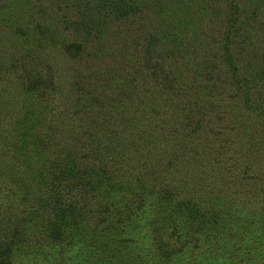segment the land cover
Returning <instances> with one entry per match:
<instances>
[{"label":"rangeland","instance_id":"374dc122","mask_svg":"<svg viewBox=\"0 0 264 264\" xmlns=\"http://www.w3.org/2000/svg\"><path fill=\"white\" fill-rule=\"evenodd\" d=\"M120 2L138 12L115 18ZM54 4L0 0V264H77L96 246L107 256L111 236L94 233L89 212L105 208L108 223L128 200L140 218L117 230L137 255L158 216L163 234L185 229L172 264H264V0ZM35 77L43 83H27ZM239 86L247 109L234 103ZM170 173L163 199L155 187ZM203 180L235 209L203 198ZM238 214L246 232H225Z\"/></svg>","mask_w":264,"mask_h":264},{"label":"trees","instance_id":"16d2710c","mask_svg":"<svg viewBox=\"0 0 264 264\" xmlns=\"http://www.w3.org/2000/svg\"><path fill=\"white\" fill-rule=\"evenodd\" d=\"M53 1L56 3V4H54L55 8H58L61 3L64 5H65V3H70V0H53ZM122 4L124 5V3H122ZM122 4L120 2L119 9H122V10L118 9V11L116 12L115 18L122 17L124 15V11L127 12V10L132 11V13L133 12L135 13V11L138 12L135 8L128 7L127 5H125L127 10L124 9V7L121 8ZM123 30L118 32L117 34H119V36H121L122 34H125L126 32ZM146 32L147 33L145 34L146 35L145 38H147L148 35L150 34L152 44L157 45L156 40H152V39L156 37V33L158 35H161L160 32H158L157 30H147ZM127 33L130 34L129 30L127 31ZM148 45L151 46L150 44H148ZM182 46H184V45H182ZM142 49H145V46ZM163 55H164V53L159 55L160 56L159 60L161 59V57ZM150 57H151V55H150ZM150 57L144 56V54H143L140 58V64L139 63H136V64L132 63V64L134 67H140L142 65H143V67L144 66L146 67L145 64L148 62ZM257 62L258 63L259 62L264 63L263 60L259 59V58H257ZM159 68H160L159 66L156 67V73L157 74L160 73ZM228 76H229V79L233 81L232 76L231 75H228ZM26 80H29V79L27 78ZM162 80L164 81V84L167 85V86H164L165 91H168L169 93H171V91L179 93V91H175V90L170 91L168 84H170L171 81L173 80L172 75H170V78H167V76L164 75V78ZM42 81H43V79H41L40 77L39 78L35 77V78L27 81V83L28 84L33 83L34 86L35 85L38 86L39 84L43 83ZM220 83H221V85H223V83L226 84V83H229V81L226 80L225 82H220ZM81 89H82V87H81ZM234 90L235 91H233V93H235V95L240 98V99H237V98H235V96H233L235 105H237L238 100H240V104H242V106H244L246 109L248 107H250L248 105L249 100H248V96H246L245 89L242 86H239V88L235 87ZM147 98H148L147 101H145L146 105L152 104V103L154 104V100H155L154 98L149 97V96ZM255 113H256L255 116H261L262 118L264 117V114H261L260 110H256ZM192 122H193V120H190V123H187V124L183 123V124L188 126ZM196 122H193V125H196L197 124ZM185 129H187V128H184L183 130H185ZM183 130H179V131H183ZM177 173L179 175L181 174L180 172H177ZM179 175L177 177H175L173 175V178H172V179L178 180L177 184L180 182V178H181V176H179ZM168 177H169V180L167 182H162V183L156 185L157 187H155L159 190V194L162 196L163 199L165 197L168 199V197L172 194L170 192V189L172 188L171 187V173H170V175H168ZM139 181H140L139 179L137 182L134 179H132L129 186H127L128 188L124 189V190H129V196L132 197V196L137 195V183ZM146 183H147V181H146ZM191 184H192V182H191ZM218 184H219L218 181L217 182L204 181L200 184L201 187L199 188V192L201 195H203L202 196L203 198L212 197L211 199L210 198H208V199H209V201L212 200V203H214L215 207L222 208L223 211H226V210H232L233 211V209H235V206H231L230 204L225 205L224 202L226 200L224 201V198L216 197L215 194H216L217 190L213 188V185H216V187H218ZM160 200H161V198H160ZM177 203L178 202L175 201L172 204L176 205ZM185 203L187 204V201ZM222 203H224V204L222 205ZM186 204H182V207L183 206L185 207ZM131 206H132L131 200H128L126 203H123L122 212H120L118 215H115L114 217H112L110 219V221H108V223L106 222L104 217H100L101 214H103V213L107 214L106 213L107 210H105V208L100 209V208L94 207L90 210L89 215L91 214L90 216H95V220H96V222H98L97 225H95L96 229H94L95 230L94 233L96 234V230L98 228H100L102 231H105V234H109L111 236L110 244H108L107 247H105L106 249L104 252L107 254V256H101L99 254V251H97V249H96L97 246H96L95 249H91L89 252L85 251V253L82 254L83 258L79 262H77V264H108L109 262L106 259H108L110 257H118L119 259L125 261L126 264H166V263L172 264L171 258L179 250V248L177 246L178 245L184 246L185 244H187V241L185 238L186 235L184 233L185 229L178 231L177 229L181 225L179 223H176L175 224V228H176L175 231H173V230H171V228H169V229H166L167 232L165 234H163L157 229L156 224L154 225V223H156V219H158V216H154L153 218L147 220V223L149 221V224L146 228L147 229L150 228L149 230H150V232H152L151 235L149 236V237L152 236L150 238L151 243H148L146 245V247L143 248L147 251V254L144 256V252H143L142 255H137L136 249H134V251H133V248H134L133 245L135 242V238H132L131 236H129L127 234H123V232L121 230H117V227L119 224L125 223L126 221H128L130 224H135L136 220L138 218H140L139 213L135 212V206H132V207ZM156 207L159 209V211L161 213L168 214L171 211L168 209L163 210L161 205H160V202L157 203ZM209 209H210V207H209ZM255 220H256L257 225L261 223V218H257ZM247 221H248V219L240 217L239 214L235 215L231 218L225 217V219L223 220V223L225 225L224 231L228 232V233L231 232V233H235L238 235H242V233L244 234V232H246L244 223H246ZM187 227L185 226V228H187ZM92 228H94L93 225H92ZM136 228H137V225H136ZM159 228L164 229L161 225H159ZM230 228L234 231H229ZM93 238H94V236L90 237V239H93ZM224 240H226V239L224 238ZM93 243H95V241ZM187 247H188V249L192 248L191 246H187ZM2 250L4 251L5 248H2Z\"/></svg>","mask_w":264,"mask_h":264}]
</instances>
